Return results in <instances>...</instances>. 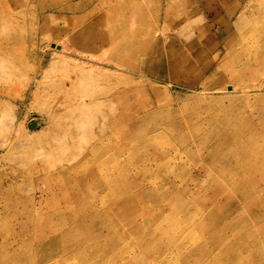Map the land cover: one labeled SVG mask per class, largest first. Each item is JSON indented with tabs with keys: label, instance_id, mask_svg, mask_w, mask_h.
Wrapping results in <instances>:
<instances>
[{
	"label": "rangeland",
	"instance_id": "374dc122",
	"mask_svg": "<svg viewBox=\"0 0 264 264\" xmlns=\"http://www.w3.org/2000/svg\"><path fill=\"white\" fill-rule=\"evenodd\" d=\"M263 73L264 0H0V264H264Z\"/></svg>",
	"mask_w": 264,
	"mask_h": 264
},
{
	"label": "bare ground",
	"instance_id": "6f19581e",
	"mask_svg": "<svg viewBox=\"0 0 264 264\" xmlns=\"http://www.w3.org/2000/svg\"><path fill=\"white\" fill-rule=\"evenodd\" d=\"M94 31H95L94 28H93L92 26H89V25H88V26H86L85 28H83L82 30H80V32L78 33V37H82L83 35H86V34H87L88 37H90L91 39H93V38H94ZM91 39H90V40H91ZM88 40H89V39H88ZM124 43H125V42H123V43L121 44V46H122V51H123L124 53H127L128 51H130V52H137V51H138V49H137V47H136V46H138L137 42H136V43L129 44V45H128L127 43H126V44H124ZM59 44H60V43H59ZM90 45H93V47L95 48L97 44H96V43L94 42V40H93L92 42H90ZM124 45H125V46H124ZM126 46H129V50L126 48ZM55 47H56V46H55ZM138 47H140V45H139ZM59 48H60V47H59ZM106 49H107V48H106ZM56 50H58V49H56ZM60 50H61V49H60ZM75 51H76V50H75ZM75 51H74V52H75ZM62 52H63V51H62ZM76 52H77V51H76ZM78 52H79V51H78ZM80 52H81V51H80ZM64 53H65V52H64ZM64 53H63V54H64ZM57 54H58V53H57ZM59 54H60V52H59ZM63 54H62V55H63ZM70 54H71V53H70ZM62 55H61V56H62ZM64 55H66V54H64ZM73 55H74V53H73ZM67 56H68V55H67ZM71 56H72V55H71ZM75 56H76V55H75ZM63 57H64V56H62L61 58H63ZM69 57H70V55H69ZM72 57H73V56H72ZM77 57H79V56H77ZM80 57H81V56H80ZM58 59H60V57H59ZM63 59H65V58H63ZM63 59H62V60H63ZM80 59H81V58H80ZM83 59H84V58H83ZM85 59H86V58H85ZM60 60H61V59H60ZM87 60H88V59H87ZM237 60H238V59H237ZM63 61H65V60H63ZM76 61H77V60H76ZM89 61H90V59H89ZM251 61H252V60H251ZM254 61H255V60H254ZM54 62H55V63H54ZM61 62H62V61H61ZM255 62H256V61H255ZM258 62H259V61H258ZM56 63H57V61H55V60H54L53 63H52V64H53L52 67H53L54 69H55L54 64H56ZM77 63H78V62H77ZM87 63H88V61H87ZM235 64H236V63H235ZM255 64H256V63H255ZM67 68H68V67H67ZM84 68H85V67H84ZM103 68H104V67H103ZM254 68H255V67H254ZM92 69H93V68H92ZM84 70H85V69H84ZM99 72H100V71H99ZM86 73H87V72H86ZM100 73H101V72H100ZM82 74H83V70H82L81 76H82ZM105 74H106V73H105ZM263 74H264V73H263ZM88 75H89V74H88ZM97 75H98V74H97ZM102 75H103V74H102ZM92 76H93V75H92ZM98 76H99V75H98ZM106 76H107V75H106ZM84 77H86V75H85ZM84 77H83V78H84ZM100 77H101V75H100ZM75 79H76V78H75ZM85 79H86V78H85ZM80 80H81V78L78 79L79 82H80ZM86 80H88V76H87V79H86ZM94 80H95V79H94ZM78 81H77V82H78ZM83 81H84V79H83ZM81 82H82V81H81ZM259 83H260V82H259ZM80 84H81V83H80ZM261 84H262V83H261ZM63 85H65V84H63ZM82 85H83V84H82ZM61 86H62V85H61ZM95 86H96V85H95ZM95 86L93 85V87H95ZM64 87L66 88V86H64ZM61 88H62V87H61ZM61 88H60L59 90H62ZM97 88H98V86H97ZM231 88H232V87H231ZM87 89H88V88H87ZM87 89H86V90H87ZM237 89H238V88H237ZM63 90H64V89H63ZM63 90H62V91H63ZM93 90H94V89H93ZM102 90H103V89H102ZM102 90H101V91H102ZM64 91H65V90H64ZM101 91H100V94H101ZM90 92H91V91H90ZM95 92H96V91H95ZM97 92H98V91H97ZM107 93H108V92H107ZM83 94H84V93H83ZM87 94H88V93H87ZM95 94H96V93H95ZM91 95H92V93H91ZM83 96H84V95H83ZM85 96H87V95L85 94ZM89 96H90V95H89ZM93 97H94V94H93ZM93 97H92V99H93ZM85 98H86V97H84V99H85ZM89 98H90V97H89ZM82 99H83V98H82ZM82 99H81V100H82ZM84 99H83V100H84ZM97 99H98V98H97ZM97 99H96V100H97ZM83 100H82V101H83ZM67 102H68V101H67ZM90 102H91L92 105H93V103H94V99H93V100H90ZM90 102H89V103H90ZM83 103H84V101H83ZM82 105H83V104H82ZM92 105H91V106H92ZM85 106H86V103H85L84 107H85ZM94 106H95V105H94ZM94 106H93V107H94ZM235 106H236V105H235ZM245 106H246V105H245ZM67 107H68V106H67ZM87 108H88V107H87ZM239 108H240V107H239ZM67 109H68V108H67ZM256 110H257V109H256ZM77 111H78V110H77ZM85 111H86V110H85ZM227 111H228V110H227ZM258 112H259V111H258ZM260 112H261V111H260ZM247 113H248V112H247ZM252 113H253V112H252ZM243 114H244V112H243ZM79 115H80V114H79ZM250 115H251V114H250ZM258 115H259V114H258ZM78 117H79V116H78ZM226 119H227V118H226ZM259 120H262V119H259ZM221 126H222V125H221ZM232 126H233V125H232ZM228 127H229V126H228ZM109 129H110V128H109ZM226 129H227V128H226ZM252 129H253V128H252ZM258 129H259V128H258ZM258 129H257V130H258ZM235 131H236V130H235ZM153 132H154V131H153ZM237 132H238V131H237ZM258 132H259V131H258ZM258 132H257V133H258ZM100 133L102 134V130H101ZM106 133H107V132H106ZM156 133H157V132H156ZM156 133H155V134H156ZM158 133H159V132H158ZM212 133H213V132H212ZM151 134H152V133H151ZM253 134L256 135V133H253ZM223 135H224V134H223ZM98 137H99V136H98ZM242 137H243V136H242ZM250 137H251V136H250ZM220 138H221V137H220ZM220 138H219V139H220ZM228 138H229V137H228ZM230 138H231V137H230ZM245 138H246V137H245ZM262 138H263V137H262ZM216 141H217V140H216ZM227 141H228V140H227ZM251 141H252V140H251ZM254 141H255V140H254ZM254 141H253V142H254ZM260 141H261V139H260ZM253 142H252V143H253ZM202 143H203V142H202ZM208 143H209V142H208ZM213 143H214V142H213ZM258 143H259V142H258ZM261 143H263V142H261ZM261 143H260V144H261ZM204 144H206V146L209 145V144H207V142L204 143ZM201 145H203V144H201ZM201 145H200L199 147H201ZM254 145H255V144H254ZM258 145H259V144H258ZM177 146H178V145H177ZM203 146H204V145H203ZM249 146L251 147V145H249ZM263 146H264V145H263ZM207 147H208V146H207ZM217 147H218V146H217ZM219 147H220V146H219ZM238 147H239V146H238ZM259 147H261V146H259ZM204 148H205V147H204ZM255 148H256V147H255ZM217 149H218V148H217ZM246 149H248V148L246 147ZM246 149H245V150H246ZM250 149H251V148H250ZM262 149H263V148H262ZM181 150H182V149H181ZM243 150H244V149H243ZM257 150H258V149H257ZM257 150H256V151H257ZM235 151H236V149H235ZM235 151H234V152H235ZM248 151H249V150H248ZM263 151H264V150H263ZM106 152H107V151H106ZM244 152H245V151H244ZM246 152H247V151H246ZM231 153H232V152H231ZM261 153H262V152H261ZM228 154H229V153H228ZM234 154L236 155L237 152H235ZM234 154H233V155H234ZM246 155H247V154H246ZM148 156H150V155H148ZM178 157H179V156H178ZM143 158H144V156H143ZM176 158H177V156H176ZM180 158H181V157H180ZM180 158H179V159H180ZM233 158H235V157L233 156ZM136 159H137V158H136ZM140 159H141V158H140ZM137 160H138V159H137ZM142 160H143V159H141L140 161H142ZM145 160H146V159H145ZM163 160H164V159H163ZM161 161H162V160H161ZM173 161H174V160H173ZM146 162H148V160H147ZM175 162H176V161H175ZM104 163H105V162H104ZM130 163H131V162H130ZM144 163H145V162H144ZM126 164H127V163H126ZM139 164H140V163H139ZM171 164H172V163H171ZM134 165H135V164H134ZM166 165H167V164H166ZM159 166H160V165H159ZM174 166H175V164H174ZM100 167H101V166H100ZM125 167H126V166H125ZM132 168H133V167H132ZM167 168H168V167H167ZM119 169H120V168H119ZM161 169H162V168H161ZM121 171H122V170H121ZM155 172H156V171H155ZM150 176H151V175H150ZM147 177H148V176H147ZM147 177H146V178H147ZM119 179H120V178H119ZM115 180H116V179H115ZM115 180H114V181H115ZM117 180H118V179H117ZM133 180H134V179H133ZM110 181H111V179H110ZM110 181H109V182H110ZM109 182H108V183H109ZM112 182H113V181H112ZM115 182H116V181H115ZM108 183H107V184H108ZM100 185H101V184H100ZM99 187H100V186H99ZM139 187H140V186H139ZM169 193H170V192H169ZM73 195H74V194H73ZM73 195H72V196H73ZM165 195H166V194H165ZM170 195H171V194H170ZM142 199H143V198H142ZM167 199H168V198H167ZM167 199H166V200H167ZM137 200H138V199H137ZM134 201L136 202V200H134ZM141 204H142V203H141ZM144 204H145V203H144ZM122 208H123V207H122ZM116 209H117V208H116ZM120 209H121V208H120ZM120 209H119V210H120ZM119 210H118V211H119ZM158 210H159V209H158ZM158 210H157V211H158ZM115 212H116V211H115ZM78 215H79V214H78ZM111 215L113 216V214H111ZM145 218H146V217H145ZM145 218H144V219H145ZM158 220H159V219H158ZM148 221H149V220H148ZM52 229H53V228H52ZM55 230H56V229H55ZM59 231H60V230H59ZM34 232H36V231H34ZM118 234H119V233H118ZM30 238H31V237H30ZM32 240H33V239H32ZM6 241H7V240H6ZM30 241H31V240H30ZM31 242H33V241H31ZM4 243H5V242H4ZM7 243H9V241H7ZM17 245H18V244H17ZM29 245H30V244H29ZM223 245H224V244H223ZM11 254H13V253H11ZM5 255H6V254H5ZM10 256H11V255H10ZM8 257H9V255H8ZM21 264H22V263H21Z\"/></svg>",
	"mask_w": 264,
	"mask_h": 264
},
{
	"label": "crops",
	"instance_id": "0c3cea01",
	"mask_svg": "<svg viewBox=\"0 0 264 264\" xmlns=\"http://www.w3.org/2000/svg\"><path fill=\"white\" fill-rule=\"evenodd\" d=\"M224 26L226 27V28H229V29H231V27H233L234 26V21H233V18H232V20H230V23H229V25L228 24H224ZM213 29V28H212ZM223 30V28L221 27V30L220 31H222ZM228 30V29H227ZM220 31H216L217 32V34H220ZM212 31H210V33H211ZM224 38H230V34H229V32H228V34L227 33H225V35H224ZM233 41H235V39H231V40H227L226 42L225 41H223L224 42V45H223V47H222V50L219 48L218 50H216L215 52H214V56H213V60L215 59V60H218L220 57H221V55H222V53H223V51L225 52V53H228V50L230 49L229 47H231L232 45H233ZM226 43V44H225ZM228 45H230L229 47H228ZM227 55V54H226ZM225 55V56H226ZM225 56H224V58H225ZM177 62V59H174V60H172L171 62H170V64H169V67H172V68H174L175 66H176V63ZM212 67V65L210 66L209 65V67H207L206 66V69L205 70H207V68L209 69V68H211Z\"/></svg>",
	"mask_w": 264,
	"mask_h": 264
},
{
	"label": "water",
	"instance_id": "95a60500",
	"mask_svg": "<svg viewBox=\"0 0 264 264\" xmlns=\"http://www.w3.org/2000/svg\"><path fill=\"white\" fill-rule=\"evenodd\" d=\"M35 128H36V124L30 126V129H35Z\"/></svg>",
	"mask_w": 264,
	"mask_h": 264
}]
</instances>
